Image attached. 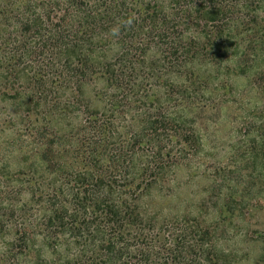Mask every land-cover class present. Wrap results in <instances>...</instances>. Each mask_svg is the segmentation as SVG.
I'll return each mask as SVG.
<instances>
[{"label": "trees", "instance_id": "16d2710c", "mask_svg": "<svg viewBox=\"0 0 264 264\" xmlns=\"http://www.w3.org/2000/svg\"><path fill=\"white\" fill-rule=\"evenodd\" d=\"M240 78L258 164L264 0H0V264H264L231 214L166 211Z\"/></svg>", "mask_w": 264, "mask_h": 264}, {"label": "rangeland", "instance_id": "374dc122", "mask_svg": "<svg viewBox=\"0 0 264 264\" xmlns=\"http://www.w3.org/2000/svg\"><path fill=\"white\" fill-rule=\"evenodd\" d=\"M233 86L241 98L234 94L217 98L215 107L202 115L203 148L180 172V184L174 190L176 195L168 198L170 206L166 211L173 216L202 211L207 221L213 222L219 211H223L233 219L230 216L222 229L264 232V169L261 168L264 161L255 164L249 153L254 137L247 140L239 125H245L255 100L243 79H237ZM9 138V133L0 131V159H3L4 143ZM245 212L246 217L242 215ZM2 241L0 238V243ZM36 263L25 261L23 264Z\"/></svg>", "mask_w": 264, "mask_h": 264}]
</instances>
